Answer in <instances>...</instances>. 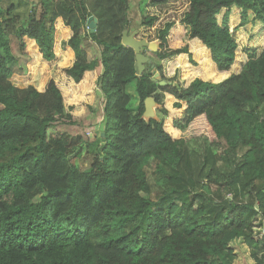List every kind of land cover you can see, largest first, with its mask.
I'll list each match as a JSON object with an SVG mask.
<instances>
[{
  "label": "trees",
  "instance_id": "16d2710c",
  "mask_svg": "<svg viewBox=\"0 0 264 264\" xmlns=\"http://www.w3.org/2000/svg\"><path fill=\"white\" fill-rule=\"evenodd\" d=\"M140 1L135 31H150L148 42L159 47L156 67L138 75L134 48L121 42L130 0H40L16 32L0 0V264H233L229 242L257 245L255 228L264 225V0ZM179 2L185 8L177 21L171 12ZM86 33L99 46L93 59L82 47ZM10 35L28 57L24 72L12 69ZM198 46L190 66L184 55ZM156 71L166 85L152 77ZM133 81L135 110L127 91ZM97 92L104 136L84 170L69 158L72 138L49 129L75 124ZM165 94L178 114L167 127L165 116L143 117L147 97L168 114ZM198 120L211 137L184 135Z\"/></svg>",
  "mask_w": 264,
  "mask_h": 264
},
{
  "label": "rangeland",
  "instance_id": "374dc122",
  "mask_svg": "<svg viewBox=\"0 0 264 264\" xmlns=\"http://www.w3.org/2000/svg\"><path fill=\"white\" fill-rule=\"evenodd\" d=\"M40 0H3L2 2V9H3V15L4 18H7L9 20L8 24L12 26L10 29L11 31L15 30L17 31L18 28H24L28 25L30 21V14L31 10L34 7L35 9L39 7ZM12 5V9H10L11 13L9 15H6V9ZM142 7L143 4L140 0H130L129 3V15H130V22L127 24V26L124 28L126 31V34L128 36L132 35L133 38L137 41H143L147 44L149 39H153L154 37L152 34H149L150 31H146V29H142L143 32L147 33L148 35H142L141 33L135 31L137 27H139V22L142 17ZM184 5H182V2L177 3V7L175 10H178L176 12H171L174 15L175 20H179L181 15L183 14ZM182 12V13H181ZM38 15V11L36 13V16ZM161 18V17H160ZM156 22V25L161 26L162 23L167 20V16H164L163 20L162 18ZM14 26V27H13ZM123 30V31H124ZM122 31V32H123ZM149 38V39H148ZM9 42L11 45V52L14 57V61L11 63L12 69L15 72H24L26 67V62L28 60V57L22 53H20L18 48V43L15 35H10ZM192 47L199 45L198 41L194 40L191 42ZM257 43H261L260 41H257ZM82 47L85 49L87 58L93 59L95 57H98L99 55V46L96 42L92 40V38L86 33L83 38ZM199 49V46L193 51H195L193 54L184 55V58L190 59V66L196 65V61L192 60L194 57H197V50ZM143 54L149 56L156 64H157V58L155 56V52L151 51L147 45L142 46L140 50ZM194 55V57H193ZM160 64L163 65L162 62ZM175 66V65H174ZM54 69L57 71V65H54ZM189 69V68H188ZM193 69V68H192ZM163 73L166 76H170L167 72V65L162 66ZM191 71V70H189ZM158 73V71H156ZM54 73L53 71L49 74ZM159 74V73H158ZM171 74V73H170ZM186 73L181 71V73L178 74L179 78L181 79V84H186L189 82V77H186V80L183 79L185 77ZM178 79V80H180ZM178 80L174 81L176 84H178ZM173 82V84H174ZM134 81L127 86V91L131 96L130 101V107L132 110H135L138 106V99L134 91ZM165 100L168 102L164 104V106L168 107L170 111H168V114H163L160 111L161 105L157 104L154 105V111H155V117L157 119H160L165 116L164 123L167 127L168 124L171 123V119L174 118V116H177V112L171 109L169 96L165 94ZM102 96L99 92H97L92 109L87 111L82 117L77 118V121L75 124H64L62 122H58L55 125H53L49 132H55L56 130L63 131L66 133L75 144H77V147L75 151L69 156L71 162L75 164L80 169L87 170L89 168L90 163L93 160V157L95 156V150L94 145L99 141L102 135L103 126H104V114H103V107H102ZM195 123L198 125H201L199 127H196V124L193 125L189 129V131L184 132L185 136H190L199 134V136L208 135L211 137V131H209V127L206 125V123H203L202 121L198 120ZM203 124V125H202ZM79 137L81 140V143L79 141ZM80 148V149H79ZM147 174L148 179L152 183L154 180V164L151 162L149 166L147 167ZM229 195V194H228ZM257 207V206H256ZM258 208V207H257ZM254 239L258 240V243L255 247H247V243L245 242L244 238L239 237L234 239L233 241L229 242V248H232L233 253L235 254V259L233 261V264H257L258 260H264V225L258 226L255 228L254 233ZM235 241V242H234ZM234 242V243H233Z\"/></svg>",
  "mask_w": 264,
  "mask_h": 264
},
{
  "label": "water",
  "instance_id": "95a60500",
  "mask_svg": "<svg viewBox=\"0 0 264 264\" xmlns=\"http://www.w3.org/2000/svg\"><path fill=\"white\" fill-rule=\"evenodd\" d=\"M86 23H87L89 30L91 32H94L96 28V19L92 15H90L87 18ZM121 42L125 46H131L134 48L136 52L135 60H136V67H137L138 75L142 74L146 64L150 65L151 68H155L156 64L153 62V60L149 56L143 54L140 50L142 46L147 45V47L151 51L155 52L157 51L159 47L158 42H151L147 44L146 42H143V41H137L133 38L132 35L128 36L126 34V30H124V32L122 33ZM153 78L157 80L161 86H164L167 84V82L162 80L160 74H158L157 72L154 73ZM174 85L177 86L175 82H174ZM154 105H156V102L153 97H147L145 99L144 101L145 110L143 112V117L146 120L150 118H156L154 116L155 115ZM101 136H104V133H102Z\"/></svg>",
  "mask_w": 264,
  "mask_h": 264
},
{
  "label": "clouds",
  "instance_id": "9594fccd",
  "mask_svg": "<svg viewBox=\"0 0 264 264\" xmlns=\"http://www.w3.org/2000/svg\"><path fill=\"white\" fill-rule=\"evenodd\" d=\"M89 29V28H88ZM154 62V61H153ZM155 63V62H154ZM156 64V63H155ZM146 66V65H145ZM156 67V66H155ZM155 73V72H154ZM154 75V74H153ZM153 75H152V77H153ZM157 81V80H156ZM165 81V80H164ZM145 119V118H144ZM157 119V118H156ZM148 120V119H147ZM257 208V207H256ZM263 226V225H262ZM258 227V226H257Z\"/></svg>",
  "mask_w": 264,
  "mask_h": 264
},
{
  "label": "crops",
  "instance_id": "0c3cea01",
  "mask_svg": "<svg viewBox=\"0 0 264 264\" xmlns=\"http://www.w3.org/2000/svg\"><path fill=\"white\" fill-rule=\"evenodd\" d=\"M126 31H127V30H126ZM123 32H124V31H123ZM123 32H122V33H123ZM146 65H148V64H146ZM232 241H233V240H232ZM234 242H235V241H234ZM234 242H233V243H234ZM247 247H248V246H247Z\"/></svg>",
  "mask_w": 264,
  "mask_h": 264
}]
</instances>
